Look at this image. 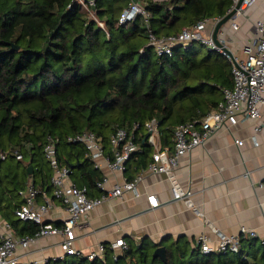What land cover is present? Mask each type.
I'll return each mask as SVG.
<instances>
[{
  "label": "trees",
  "instance_id": "16d2710c",
  "mask_svg": "<svg viewBox=\"0 0 264 264\" xmlns=\"http://www.w3.org/2000/svg\"><path fill=\"white\" fill-rule=\"evenodd\" d=\"M126 5L127 0H95L96 21L73 0H0V151L14 149L22 156L0 161V215L16 236L38 230L13 212L23 203L18 192L35 173L42 184L37 188L33 180L34 188L51 189L43 155L48 139L55 141L58 162L70 169L73 184L97 197L101 173L68 136L90 131L109 146L116 129L138 124L140 152L126 163L130 180L151 153L143 141L145 122L157 118L161 143L172 148L174 128L216 109L223 90L232 86L230 61L207 45L191 41L170 56H157L148 38L221 18L232 0H142L147 18L120 24ZM123 240L126 248L115 261L106 248L102 259L71 255L47 264H264V241L256 239L242 238L239 251L229 254H202L183 237ZM159 246L165 260L152 257Z\"/></svg>",
  "mask_w": 264,
  "mask_h": 264
},
{
  "label": "built area",
  "instance_id": "2783aa9c",
  "mask_svg": "<svg viewBox=\"0 0 264 264\" xmlns=\"http://www.w3.org/2000/svg\"><path fill=\"white\" fill-rule=\"evenodd\" d=\"M238 0H232L231 10ZM257 0H242L238 8L228 23L218 32V40L223 46H227V29L232 33L240 28V20H248L246 13ZM81 8L88 10L92 18L94 17L93 7L95 0H73ZM136 16L147 18V13L143 8L142 0H127V5L120 13L118 23L126 24ZM219 18H205L193 27L182 28L173 36L156 37L149 34V45L157 56H170L172 50L178 46L185 48L191 41H199L227 57L231 63L232 86L223 90V100L216 109L208 112L202 117H196L177 125L171 137L172 148L162 145L161 131L157 118H151L144 123L146 136L143 141L150 145V159L140 173L132 179L125 177L120 182L114 183L111 188H106V179L97 183L101 194L97 197H89L84 187L75 186L69 177L70 170L66 166H60L57 159L55 141L48 139L43 148L44 158L51 169L50 184L52 186L53 197L58 199L63 206L66 216L61 220L60 225H54L45 220V215L51 207L49 199L41 204L36 202V197L40 193L32 183H28L25 189L19 191L23 198V203L14 210L13 214L21 221H29L38 225V230L34 235L16 236L11 232L0 230V264H37L34 262L20 261L17 253L19 248L26 249L39 237L61 236L59 246L65 255L84 256L89 260L103 258L106 248L112 251V259L115 261L126 248V243L122 238L112 241L108 246L99 244L96 250H92L83 255L76 250L73 242L76 238L75 230L79 225V220L93 208L112 198H121L126 192L138 195V184L142 181L143 173L162 174L170 183L171 200H181L188 207L198 210L192 203V191L184 188L177 180L175 169L180 159L193 148L202 145L207 138L217 130L225 129L229 131L232 126L240 120L254 121L255 131H264V18L252 21V38L241 46V55L234 54L237 62L235 66L227 54L212 40L211 33ZM249 21V20H248ZM103 27V24H99ZM226 28V29H225ZM209 29V33H206ZM138 124H133L131 128L116 129L109 137V154H104V146L101 138L93 132L86 131L68 136L69 143L81 144L85 149V156L88 157L96 168L107 167L113 172L125 174L127 161L140 152V146L136 139L140 137ZM256 143L255 138H252ZM236 145L241 146L243 140H235ZM8 155H12L17 160L22 156L17 150L0 151V161ZM264 186V183H260ZM147 202L150 207L158 206L159 202L154 194H148ZM216 241L214 245L206 235H200L196 239V246L202 254L210 253H237L240 249L242 238L255 239L256 233L240 228L237 235H226L219 230H214ZM264 241V240H261Z\"/></svg>",
  "mask_w": 264,
  "mask_h": 264
},
{
  "label": "crops",
  "instance_id": "0c3cea01",
  "mask_svg": "<svg viewBox=\"0 0 264 264\" xmlns=\"http://www.w3.org/2000/svg\"><path fill=\"white\" fill-rule=\"evenodd\" d=\"M246 15L249 21L242 18L237 31H226L227 36L231 35L241 46L244 40L252 38L248 30V27L252 30L251 22L264 18V0H257ZM254 127V121L240 120L229 131H214L202 145L180 159L175 169L177 180L182 187L192 191V203L198 212L181 200H171L170 183L164 175L144 172L137 187L138 195L126 192L121 198L106 200L80 218L73 242L75 249L85 255L96 250L99 244L108 246L118 238L137 241L143 237L153 243L166 237L172 240L183 237L193 247L202 234L208 236L210 244L214 245V230L237 235L242 226L254 231L256 240H264V186L259 185L264 183V131H255ZM238 139L243 140L241 146L235 143ZM109 150L110 146H104L105 155ZM93 167L101 173L99 181L106 179L105 187L108 189L126 178L125 174L121 176L105 166L96 168L93 164ZM33 180L36 187H40L41 175L35 173L27 182ZM148 194L157 197L158 206H149ZM18 199L23 201L20 194ZM45 199L51 202L45 220L61 222L66 212L61 202L53 197L52 186L48 192L38 193L36 202L41 204ZM0 230L13 233L1 215ZM60 241L61 236L58 235L39 237L26 249H18L20 261L47 264L65 257Z\"/></svg>",
  "mask_w": 264,
  "mask_h": 264
},
{
  "label": "water",
  "instance_id": "95a60500",
  "mask_svg": "<svg viewBox=\"0 0 264 264\" xmlns=\"http://www.w3.org/2000/svg\"><path fill=\"white\" fill-rule=\"evenodd\" d=\"M241 1L242 0H238L237 4L235 5L234 8H232L231 10H228L227 13L224 16L219 18V20L214 25V27L212 29V33H211V37H212V40H213L214 44L216 46L220 47L227 54V56L230 58L231 62L235 66L237 65V62H236V60L234 58V55L228 48L223 46L221 44V42L218 40V32L224 25H226L228 23L229 19L233 16V14L235 12V9L239 7ZM178 47H181V46H178ZM31 171H32V167L29 166L27 168V173L29 174V173H31ZM152 257L153 258L159 257L160 259L165 260V258H166L165 248L163 246H159V247L155 248V250L152 253Z\"/></svg>",
  "mask_w": 264,
  "mask_h": 264
},
{
  "label": "rangeland",
  "instance_id": "374dc122",
  "mask_svg": "<svg viewBox=\"0 0 264 264\" xmlns=\"http://www.w3.org/2000/svg\"><path fill=\"white\" fill-rule=\"evenodd\" d=\"M90 17H92L91 13H90ZM95 20L97 21L96 18H95ZM99 24H102V23L99 22ZM248 26H249V24H248ZM248 30L250 33H252L251 32L252 30L250 27H248ZM226 39L228 40V44H227L226 48H228L233 53V55L235 54L237 56H240L241 55V49H240L241 44L238 42V40H236L235 38H232L231 35H230V37H228L226 35ZM247 40H244L243 42L245 43Z\"/></svg>",
  "mask_w": 264,
  "mask_h": 264
}]
</instances>
